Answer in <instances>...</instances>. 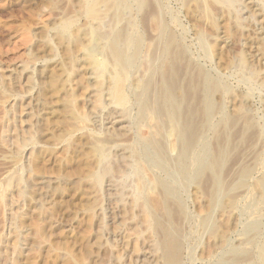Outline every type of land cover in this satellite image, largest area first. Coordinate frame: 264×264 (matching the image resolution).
I'll list each match as a JSON object with an SVG mask.
<instances>
[{
	"label": "rangeland",
	"instance_id": "rangeland-1",
	"mask_svg": "<svg viewBox=\"0 0 264 264\" xmlns=\"http://www.w3.org/2000/svg\"><path fill=\"white\" fill-rule=\"evenodd\" d=\"M161 1L168 27L188 50L190 60L202 65L206 71H214L213 75L224 74L229 85L240 92L242 97L248 98V111L255 117L264 137V87L260 77L250 82L249 91L246 86L238 85L236 78L227 79L229 72H218L216 58L205 57L199 47L202 35L206 36L207 44L215 49L216 46L224 49L232 44V40H225L222 34L209 26L207 20L197 21L192 14L190 19L179 0ZM243 1L247 5L242 4ZM243 1L237 8L238 21L244 26L243 37L240 35L238 40L233 41V51L251 52L249 58L255 61L258 54L255 51L256 42L259 39L264 43V5L261 0ZM73 9L78 12L77 0H0V264H67L69 257L79 259L83 264H159L155 254L156 234L145 229L139 219L138 209L130 211L129 205L134 194L133 175L127 171L121 174L112 172L102 185L93 190L88 189L81 176L84 175L82 161L85 160L81 152L86 147L82 144L73 149L67 147L70 139L76 140V137L80 138L83 134L92 135L98 140L106 137L112 139L105 145L109 162L117 165L121 157L123 161L120 164L124 165V157L121 155L124 153L127 157L134 132L131 121L136 117V112L132 111L129 116L122 115L120 119L121 114H117L119 117L116 115L118 109L115 107L95 103L90 83L92 80L83 71L78 72L69 64L66 65L68 62L62 54L64 45L58 42L57 35L54 37V32L66 19L76 20L78 29H86L83 19H76L77 13ZM218 17H214L215 21H218ZM221 20L219 17V22ZM201 21L206 22L202 24ZM147 33L151 37L145 38L141 48L140 62L143 64L149 61L150 51L158 37L155 30L149 29ZM77 73L83 74L76 78ZM52 77L59 86L67 88L73 98L70 99L73 111L83 120L79 127L84 129L74 133L71 138H64L63 134L69 124L67 127L60 125L63 119L60 110L66 98L59 87L57 90L50 88ZM135 77L139 78V75L134 74ZM226 98L223 104L229 112L234 113L236 107L230 103L228 96ZM219 116H215L212 125ZM151 131L143 127L137 130V135L146 138ZM202 140L207 141L204 143ZM212 140L213 134L207 131L200 141L211 145ZM259 140L244 150L238 165H233L235 170L241 166L239 163L251 165L254 170L252 179L245 187L247 189L243 188V193H238L241 195L235 200L237 210L233 208L229 209L230 213L228 209V213L226 210L215 213L213 223L218 231L212 237L201 228L202 217L207 215L204 197L195 195L192 187L184 193L188 222L181 223L182 264H218L224 253L236 248L244 249L253 256L238 264H264L259 250L261 243L264 247V195H260L256 186L253 187L259 178L264 177V146ZM157 173L153 170L154 175L161 177ZM15 176H19V182H16ZM243 205L250 209L246 210ZM89 207L92 209L91 216H88L86 210ZM254 222H258L259 232L255 242L248 245L245 244L243 231Z\"/></svg>",
	"mask_w": 264,
	"mask_h": 264
},
{
	"label": "bare ground",
	"instance_id": "bare-ground-1",
	"mask_svg": "<svg viewBox=\"0 0 264 264\" xmlns=\"http://www.w3.org/2000/svg\"><path fill=\"white\" fill-rule=\"evenodd\" d=\"M179 1L183 9L189 13L190 19V14L196 17L197 21L205 19L213 30H217L224 36L225 40H232V44H228L229 47L225 46L223 49L216 46L215 49L207 44L206 36L202 35L203 37L200 38V50L205 57L216 58L218 72L219 70L229 72L227 79L236 78L238 85L246 86L249 91H251L248 88L250 82L259 77L264 87V43L258 39L257 47L253 44L257 48L255 51L258 52L255 61L249 58L251 52L233 51L235 44L233 41L238 40L237 37L243 34L244 26L238 21L237 15V8L243 0ZM261 1L264 5V0ZM77 2L78 12L75 9L73 11L77 13V20L83 19L86 29L80 30L76 27V20L66 19L62 20L57 34L54 32V37L57 35L58 42L64 45L62 54L68 62L66 65L69 64L78 72L83 71L84 75H88L92 80L90 83L94 90L95 103L115 107L118 109L116 115L121 114L120 119L122 115L129 116L132 111L136 112V117L131 121L134 132L132 142L128 146L127 157L124 153L121 155L124 157V165L120 164L121 157L117 165L109 162L105 145L112 139H105L106 137L98 140L99 138L96 139L92 135L83 134L79 136L80 138L76 137V140L70 139L67 147L73 149L75 146L85 145L86 150L81 152V154L84 153L82 155L85 158L82 161L84 175L81 176L83 184L88 189L102 185L112 172L121 174L127 171L133 175L134 194L129 205L130 211L134 212L138 209L139 219L145 229L156 234L155 254L160 261L159 264H182L181 223L188 222L184 193L192 187L196 192L195 195L200 194L204 197L207 215L202 217L201 228L212 237L218 231L213 223L215 213L235 208V200L241 195H238L239 191L243 193L241 190L249 185L248 182L254 172L252 166L239 163L241 166H237L235 170L236 167L234 168L233 165H238L237 162L243 157L244 150L249 148L255 140L260 139L264 146L262 130L255 117L248 111V98L242 97L240 92L235 91L229 85V81L224 79V74L213 75L214 71L212 73L206 71L201 67L202 65L199 66L190 60L188 50L180 44L177 36L168 27L161 0H77ZM246 3L243 1L242 4ZM262 12L264 13V8ZM216 15L222 18L221 22L219 17L218 21H215ZM197 21L194 22L197 23ZM201 22L198 23L201 24ZM262 28L264 29V26ZM149 29L155 30L158 37L155 44L153 43L149 61L143 64L140 62V53ZM81 74L77 73L76 78ZM134 74H138L139 78H134ZM62 81L64 82L63 79ZM49 85L52 90H57L58 87L62 89L66 98L61 106L62 109L59 107L63 113L60 125L68 126L69 124V128L66 126L67 129L63 131V134H65L64 138L66 136L71 138L74 133L84 129L79 127L83 120L73 111L71 102L73 98L71 99L72 96L66 90L67 88L61 84L59 86L53 77ZM227 96L230 98V103L236 107L234 113L229 112L223 104ZM216 115H220V118L212 125L211 122ZM67 121L71 122L67 123ZM143 127L152 130L146 138L137 135V130ZM207 131L213 134L211 145L204 144L207 140H202L205 141L204 143L200 141ZM129 140H131L130 137ZM153 170L161 177L154 175ZM15 180L19 182V176ZM255 186L263 196L264 177L259 178L253 187ZM242 207L245 208V205ZM86 210L89 213L88 216H91V207ZM228 211L226 210L227 213ZM256 223H250L251 225L243 231L245 244L252 245L255 242V236L258 235L260 228L258 222ZM259 248L264 260L262 243ZM236 249L224 253L218 264H238L250 258L251 254L244 249ZM67 264L83 263L79 259L69 257Z\"/></svg>",
	"mask_w": 264,
	"mask_h": 264
}]
</instances>
